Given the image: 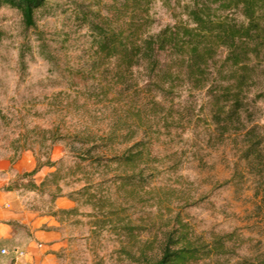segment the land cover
<instances>
[{
	"label": "rangeland",
	"instance_id": "obj_1",
	"mask_svg": "<svg viewBox=\"0 0 264 264\" xmlns=\"http://www.w3.org/2000/svg\"><path fill=\"white\" fill-rule=\"evenodd\" d=\"M96 2L52 0L37 12L33 28L18 10L0 9V225L22 233L25 256L18 264H135L124 250L153 243L148 254L154 258L163 232L178 222L206 244H225L224 255L200 264H264V175L245 157L249 139L234 133L215 142L204 93L181 89L173 99L140 95V88L152 84L145 65L125 82L89 73L84 51L91 37L76 8L85 4L97 11ZM186 2H155L150 33L184 19ZM250 100L258 133H264V76ZM121 122L139 124L137 139L151 133L161 160L160 174L143 190L103 186L121 210L119 218L129 216L143 228L130 244L123 230L115 233L99 223L101 210L66 196L84 185L80 176L66 175L84 151L62 136ZM36 169V175L20 180ZM58 170L66 178L40 192L3 189L19 180L40 185ZM70 209L75 212H62ZM4 248L12 251L0 246V264H15L13 253H1Z\"/></svg>",
	"mask_w": 264,
	"mask_h": 264
},
{
	"label": "trees",
	"instance_id": "obj_2",
	"mask_svg": "<svg viewBox=\"0 0 264 264\" xmlns=\"http://www.w3.org/2000/svg\"><path fill=\"white\" fill-rule=\"evenodd\" d=\"M51 1L0 0V9L18 10L26 27L33 28L37 12ZM93 1H97V11L85 4L76 8L80 26L88 28L91 37L84 51L89 73H109L116 81L125 82L136 68L145 65L152 84L140 88V95L173 99L181 89L204 93L212 138L220 144L228 135L244 134L249 139L245 157L257 164L258 175L263 176L264 133H258L259 126L254 123L250 92L264 76V0H188L183 6L185 18L156 34L150 33L155 23L151 10L160 0H88ZM140 129L139 124L121 122L106 130L84 129L62 136L84 151L66 173L80 176L78 180L84 185L66 196L77 203L84 199L83 204L101 210L99 223L115 233L123 230L128 244L137 240L141 234L137 231L143 228L129 216L119 218L121 210L103 186L143 190L160 174L155 140L151 133L137 139ZM37 172L25 173L20 180ZM66 175L61 176L58 170L40 185L32 179L26 183L19 180L3 189L40 192L49 182L57 183ZM62 212L72 214L75 209ZM122 222L125 224L120 226ZM152 248L153 243H149L136 252L124 250V255L135 264H200L214 254H225V244L202 242L184 222L163 232L154 258L148 254Z\"/></svg>",
	"mask_w": 264,
	"mask_h": 264
},
{
	"label": "crops",
	"instance_id": "obj_3",
	"mask_svg": "<svg viewBox=\"0 0 264 264\" xmlns=\"http://www.w3.org/2000/svg\"><path fill=\"white\" fill-rule=\"evenodd\" d=\"M11 192H13V191H10L9 193H11ZM17 221H19V223H23L22 220L17 219ZM14 229H15V227L11 226V225H7V224L3 225V226L0 225V246H4V247H7V248H12V251H10V252L13 253V254H14L13 251H15V250L24 251V250H22V247H24V246L21 245L20 241L18 240V238L20 237V235H22V233L20 234V232H17L16 229L15 230ZM32 233H33V231H32ZM42 233H44V232H42ZM42 233L41 232L40 233L37 232L35 234L39 235V234H42ZM31 246L29 247V250H32ZM2 250H1V253H2ZM15 258H16V255L14 254V258L13 259L15 260ZM19 261H15V264H18Z\"/></svg>",
	"mask_w": 264,
	"mask_h": 264
},
{
	"label": "built area",
	"instance_id": "obj_4",
	"mask_svg": "<svg viewBox=\"0 0 264 264\" xmlns=\"http://www.w3.org/2000/svg\"><path fill=\"white\" fill-rule=\"evenodd\" d=\"M13 252L16 255L15 261H19L22 258H24V256H25V252L24 251L15 250ZM2 254L3 255H10L11 253L9 251H7L6 249H3L2 250Z\"/></svg>",
	"mask_w": 264,
	"mask_h": 264
}]
</instances>
